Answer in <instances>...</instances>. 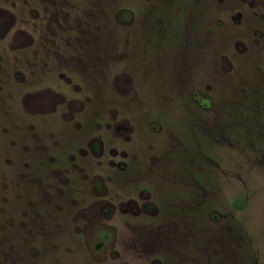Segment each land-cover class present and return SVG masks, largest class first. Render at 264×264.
Wrapping results in <instances>:
<instances>
[{"label":"rangeland","instance_id":"1","mask_svg":"<svg viewBox=\"0 0 264 264\" xmlns=\"http://www.w3.org/2000/svg\"><path fill=\"white\" fill-rule=\"evenodd\" d=\"M0 264H264V0H0Z\"/></svg>","mask_w":264,"mask_h":264}]
</instances>
